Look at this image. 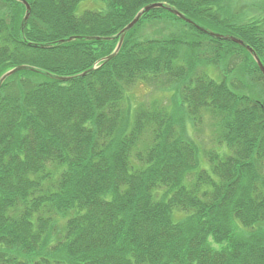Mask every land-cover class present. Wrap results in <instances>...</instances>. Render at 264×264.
I'll use <instances>...</instances> for the list:
<instances>
[{
  "label": "trees",
  "instance_id": "16d2710c",
  "mask_svg": "<svg viewBox=\"0 0 264 264\" xmlns=\"http://www.w3.org/2000/svg\"><path fill=\"white\" fill-rule=\"evenodd\" d=\"M26 1L21 30L25 5L0 0V76L23 66L0 84V264H264V76L195 25L264 66V20L229 0ZM138 84L168 100L132 105ZM188 126L209 127L201 150Z\"/></svg>",
  "mask_w": 264,
  "mask_h": 264
},
{
  "label": "rangeland",
  "instance_id": "374dc122",
  "mask_svg": "<svg viewBox=\"0 0 264 264\" xmlns=\"http://www.w3.org/2000/svg\"><path fill=\"white\" fill-rule=\"evenodd\" d=\"M104 6L102 1H94V0H82L77 7L76 12L80 13L84 8H101ZM229 10L230 13L238 16V19H256L258 21L264 20V0H229ZM161 25L157 24H149L145 26L146 33H154L158 30H162L163 34L166 33V30L161 29ZM218 30V28H215ZM150 90L148 91V87L145 85L138 84L134 86L128 93L127 100L134 105L136 102L141 101L143 99H149L151 97L163 98L164 101L168 100V93L164 92L159 88V86H154L150 84ZM151 92L152 95H149ZM177 97V96H176ZM176 101V100H175ZM177 103V101H176ZM175 105V103L173 104ZM188 129L191 131V134L195 137L200 150L203 148L202 144L207 142L208 138H210V130L208 126L199 127V129H194L191 126H188ZM199 165L203 167H208L207 162L201 160Z\"/></svg>",
  "mask_w": 264,
  "mask_h": 264
},
{
  "label": "water",
  "instance_id": "95a60500",
  "mask_svg": "<svg viewBox=\"0 0 264 264\" xmlns=\"http://www.w3.org/2000/svg\"><path fill=\"white\" fill-rule=\"evenodd\" d=\"M24 5H25V14H24V17H23V21L21 23V30L24 26V23L26 22L28 16H29V13H30V5L29 3L26 1V0H20ZM157 6H162L161 3H152V4H147L145 5L143 8H141L136 14L135 16L131 19L130 22H128L118 33H117V36H119V42H118V46L117 48L119 47L121 41H122V38L124 36V34L126 33V31H128L130 28H132L135 23L139 20V18L141 17V15L148 11L149 9L151 8H154V7H157ZM168 10H170L171 12H173L174 14H176L177 16H179L180 18H182L183 20L187 21V22H192V20H190L189 18L185 17L182 13H180L178 10H175V9H171V8H168ZM198 28L202 29L203 31L205 32H208L209 34L211 35H214V36H217V37H222L224 39H229V40H232L242 46H244L252 55H253V58L255 59L260 71L262 72V75L264 76V66L262 64V62L260 61L259 57L257 56V54L255 53V51L253 50L252 47H250L249 45H246L243 40L239 39V38H236L234 36H229V35H225V34H220V33H216V32H211V31H207L206 29L200 27L199 25L195 24ZM75 37L74 36H70L68 37L67 39H63L61 40V42L63 41H68V40H72L74 39ZM116 48V49H117ZM23 66H18V67H14L8 71H6L5 73H3L1 76H0V84L2 83V81L6 78V76L10 75L11 73H13L14 71H16L17 69H20L22 68ZM62 79H65L66 77H60Z\"/></svg>",
  "mask_w": 264,
  "mask_h": 264
}]
</instances>
